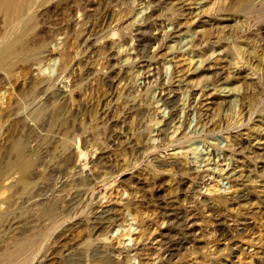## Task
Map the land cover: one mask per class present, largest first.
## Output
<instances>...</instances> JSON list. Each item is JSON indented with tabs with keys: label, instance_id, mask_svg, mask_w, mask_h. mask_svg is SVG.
Listing matches in <instances>:
<instances>
[{
	"label": "rangeland",
	"instance_id": "374dc122",
	"mask_svg": "<svg viewBox=\"0 0 264 264\" xmlns=\"http://www.w3.org/2000/svg\"><path fill=\"white\" fill-rule=\"evenodd\" d=\"M31 18L0 60V262L30 239L14 264H264V0Z\"/></svg>",
	"mask_w": 264,
	"mask_h": 264
},
{
	"label": "bare ground",
	"instance_id": "6f19581e",
	"mask_svg": "<svg viewBox=\"0 0 264 264\" xmlns=\"http://www.w3.org/2000/svg\"><path fill=\"white\" fill-rule=\"evenodd\" d=\"M41 3H43V0H0V22H1V24H3L4 28L6 30H8V33H9L5 39L4 46L0 47V60L5 59V57L7 56V48L15 47L18 37L21 34H23V31L25 30L27 24H29V22L32 19L31 18L32 12L35 10V8L40 6ZM217 65H218V62H217V59H215V56H212L206 64H204L202 62L195 63L196 71L201 69L203 71L208 70V71L214 72V71L219 70V69H217ZM176 73L178 74L179 77H181V78L184 77V76H181L182 69H181V71H179L178 68L176 67ZM204 86H206V84ZM202 87L203 86L201 84L194 85L193 86V93H195V95H196L199 92H203L204 94L201 93V95H203V97L201 99L202 105L206 108H209V106L212 105L213 97L211 94H208V92L205 93L207 91V88L203 87V89L201 90ZM204 89H206V91H203ZM221 91L224 95L231 96L234 94L235 89L234 88H224V89L220 90V92ZM169 124H170V122H167L166 125H169ZM19 150H23V149L18 148L16 151H19ZM31 166H32V162L28 158L22 159L19 162V169L21 171H23L25 174H28V172L31 170ZM182 226H183L182 232L185 235L189 236L192 233V231H193L192 228L195 225L192 223L191 220L183 219V225ZM28 247H30V239L29 240L28 239L22 240L20 243H18L15 246L13 251H10L7 253V254H9V256L7 257L6 260L0 262V264H14L15 259L18 258L20 255H23L26 252ZM171 247L172 246H169L166 249V251L164 250L165 251L164 257L165 258L166 257H173L172 253H174V252H172V253L170 252Z\"/></svg>",
	"mask_w": 264,
	"mask_h": 264
}]
</instances>
